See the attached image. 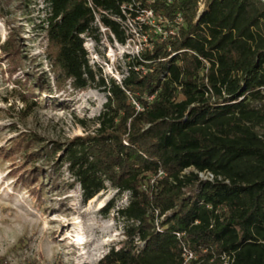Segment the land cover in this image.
Here are the masks:
<instances>
[{
  "label": "trees",
  "instance_id": "obj_1",
  "mask_svg": "<svg viewBox=\"0 0 264 264\" xmlns=\"http://www.w3.org/2000/svg\"><path fill=\"white\" fill-rule=\"evenodd\" d=\"M199 3L45 0L40 28L54 87L98 88L105 102L83 136L44 144L22 135L0 158H42L48 176L65 167L83 202L107 186L128 193L115 210L124 240L97 264H184L183 249L195 257L187 264H264V133L256 131L264 127V2L205 0L200 17ZM144 11L161 33L139 22ZM96 16L120 44L126 22L150 34L119 82L88 64L83 36L97 41ZM19 50L14 36L0 47L12 70ZM37 170L15 173L39 199ZM113 209L111 201L104 212Z\"/></svg>",
  "mask_w": 264,
  "mask_h": 264
},
{
  "label": "rangeland",
  "instance_id": "obj_2",
  "mask_svg": "<svg viewBox=\"0 0 264 264\" xmlns=\"http://www.w3.org/2000/svg\"><path fill=\"white\" fill-rule=\"evenodd\" d=\"M200 5L203 10L205 0ZM45 9V0H0V47L14 36L22 57L12 70L10 59L0 52V153L11 149L22 135H35L44 144L83 136L93 129L91 121L105 102L98 88L75 92L68 84L61 90L54 87L40 28ZM98 19L93 24L97 41L83 36L88 64L97 74L119 82L126 75V57L143 49L150 34L126 22L122 29L129 39L120 44ZM142 19L139 22L151 28ZM256 131L261 135L264 127ZM50 166L42 158L26 160L19 153L0 158V264H97L124 240L115 210L126 206L128 193L117 194L107 186L83 202L66 168L45 175ZM37 169L42 172L31 188L40 191L39 199L18 180L20 174ZM111 201L114 209L105 214Z\"/></svg>",
  "mask_w": 264,
  "mask_h": 264
},
{
  "label": "built area",
  "instance_id": "obj_3",
  "mask_svg": "<svg viewBox=\"0 0 264 264\" xmlns=\"http://www.w3.org/2000/svg\"><path fill=\"white\" fill-rule=\"evenodd\" d=\"M199 6V14L203 11L201 8V5L200 3L198 4ZM142 19V18H145L146 22L148 24H150L151 26L154 27L156 33H161V29L159 26H156L155 23H154V16L152 14L151 11H144L143 14L138 18L139 19ZM141 22H144L143 19ZM145 22V23H146ZM198 177L201 179V180H204V181H213L215 179V177L209 173V172H202V173H198ZM218 180H220V178L218 177ZM157 225V224H156ZM157 230H159V227H157ZM175 236L177 239H180L181 237V234H178V233H175ZM141 246V245H139ZM182 257H183V261H184V264H187L188 262H190L191 260H194L195 257L193 255V253L189 252L188 250L186 249H183V253H182Z\"/></svg>",
  "mask_w": 264,
  "mask_h": 264
},
{
  "label": "water",
  "instance_id": "obj_4",
  "mask_svg": "<svg viewBox=\"0 0 264 264\" xmlns=\"http://www.w3.org/2000/svg\"><path fill=\"white\" fill-rule=\"evenodd\" d=\"M261 2H264V0H260ZM201 16V14L199 15V17Z\"/></svg>",
  "mask_w": 264,
  "mask_h": 264
}]
</instances>
